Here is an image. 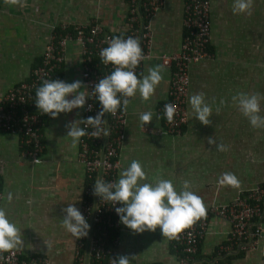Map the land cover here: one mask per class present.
I'll use <instances>...</instances> for the list:
<instances>
[{"label": "crops", "instance_id": "0c3cea01", "mask_svg": "<svg viewBox=\"0 0 264 264\" xmlns=\"http://www.w3.org/2000/svg\"><path fill=\"white\" fill-rule=\"evenodd\" d=\"M182 1L164 0L150 18V57L142 61L138 78L147 75L149 67L161 65L159 55L177 51ZM233 3L209 0L210 56L187 67L185 118L177 134L164 133L161 117L157 120L155 112L165 98L168 67L161 65L163 79L148 101L141 102L139 94L130 98L114 181L132 160H138L148 177L143 182H153L156 177L168 179L180 191L187 180L208 207L228 202L238 189L264 180V128H253L231 99L239 92L264 95V0H254L251 15L233 14ZM125 13V0H24L23 6H9L0 0V94L27 77L53 29L94 21L115 37L122 30ZM63 56L52 79L80 81L79 50L74 41L66 42ZM80 90L84 91L83 87ZM200 92L212 106V123L207 126L194 117L188 103L191 95ZM221 100L225 101L223 106ZM260 107L264 116V100ZM80 110L43 119L42 148L36 163L23 156L16 134L0 131V207L21 231L23 247L19 251L44 255L50 264H70L71 260L74 237L61 226L65 215L62 209L69 204L78 209L85 179L75 159L77 146L71 147L65 125L80 119ZM146 111L153 112V120L143 129L139 115ZM209 137L227 150L216 151V144L208 143ZM225 172L239 179V188L218 185ZM9 192L13 195L11 202L6 199ZM118 222L114 232L118 239L116 259L126 255L130 264H175L177 249L159 227L134 233ZM259 225L262 235L264 217ZM228 229L223 218L208 216L195 259L264 264V235L256 238L252 247L234 251L226 245Z\"/></svg>", "mask_w": 264, "mask_h": 264}, {"label": "built area", "instance_id": "2783aa9c", "mask_svg": "<svg viewBox=\"0 0 264 264\" xmlns=\"http://www.w3.org/2000/svg\"><path fill=\"white\" fill-rule=\"evenodd\" d=\"M163 2L164 0H125L126 13L119 36L125 39L129 36L137 38L144 59L150 57L149 20ZM208 7L209 0H183L179 47L175 52L158 57L160 64L169 68L165 98L155 108V112L161 117L164 133L177 134L184 122L188 65L210 56L207 51ZM111 38L112 34L94 21L67 27L61 25L58 29H53L43 46L38 63L27 77L0 94V131L17 135L23 156L29 157L34 163L39 161L42 148L40 128L48 115L41 114L36 108L35 92L44 80H51L53 71L62 63L64 46L68 41H74L78 46L79 79L84 91L89 93L80 110V119L95 117L101 110L99 101L91 93L95 84L113 71V66L103 65L99 56L100 50L108 46ZM142 61L135 69L137 76L141 71ZM169 103L176 106L171 123L164 118V105ZM124 115L125 112L120 110L116 115L105 113L102 127L109 132L106 137H93L91 133L94 129L91 126L80 125L89 134L80 138L75 153L85 179L78 210L90 228L86 237L73 238L70 264H112V260L116 259L118 239L114 232L119 216L115 208L120 205L106 203L94 195L93 191L97 180L114 182L118 166L117 151L124 137ZM206 208L205 218L184 229L176 238L169 239L177 249L175 264H226L216 260H197L194 257L210 215L219 216L229 224L226 236L229 248L239 251L252 247L256 238L264 235H261L259 225L260 219L264 217V180L250 188L238 189L228 202L210 204ZM3 255L6 259L0 261V264H50L48 258L41 254H23L19 250H13Z\"/></svg>", "mask_w": 264, "mask_h": 264}, {"label": "clouds", "instance_id": "9594fccd", "mask_svg": "<svg viewBox=\"0 0 264 264\" xmlns=\"http://www.w3.org/2000/svg\"><path fill=\"white\" fill-rule=\"evenodd\" d=\"M4 3L9 6H23L24 0H4ZM253 3L254 0H234L233 14L251 15ZM99 56L103 65L113 66V71L100 79L91 93L101 105V110L96 116L77 119L65 125L68 129L66 136L71 138L72 148L78 145L81 137L89 134L85 127H80L81 124L94 129L91 133L93 137L108 136L109 132L102 127L105 123L103 119L105 113L116 115L118 110L126 112L131 102L130 98L137 94L141 102L148 101L163 79L164 69L161 65L149 67L147 75L137 77L135 69L144 59L137 38L129 36L125 39L115 36L108 42L107 47L100 50ZM81 88L82 82L79 80L67 83L59 79H46L36 89L35 106L41 114H47L52 118L58 117L61 113L67 114L73 109L83 108L89 93L81 91ZM69 95L71 99L66 98ZM231 99L233 105L248 119L253 128H264V116L260 115V102L264 100V95L239 92ZM188 103L194 117L202 125L212 123L210 120L212 106L206 102L203 92L191 95ZM224 104L225 101L221 100L220 105ZM175 111V105L170 103L164 105V118L168 123L173 121ZM216 112L219 114L220 107L216 108ZM156 119L159 120L160 116L157 115ZM139 120L140 126L144 129V126L153 120V112L141 113ZM208 143L216 144V151L227 150L225 145L217 144L212 137L208 138ZM147 179V173L141 163L132 160L130 166L120 172L117 181L97 180L93 194L106 203L121 204V207L115 208L119 221L134 233L155 231L159 227L164 237L174 239L184 229L206 217V205L203 199L191 190L192 185L189 181H183L181 190L177 191L171 180L156 177L153 182H143ZM218 185L239 188L240 181L233 173L225 172L219 178ZM6 199L8 202L12 201L11 192L7 194ZM62 211L65 215L61 220V226L75 239L86 237L90 225L81 212L73 204H69ZM22 247L20 229L15 223L10 222L5 209L0 207V261L6 259L3 253L20 250ZM112 264H130V259L126 255H121L113 259Z\"/></svg>", "mask_w": 264, "mask_h": 264}, {"label": "trees", "instance_id": "16d2710c", "mask_svg": "<svg viewBox=\"0 0 264 264\" xmlns=\"http://www.w3.org/2000/svg\"><path fill=\"white\" fill-rule=\"evenodd\" d=\"M114 36H117L116 34ZM51 79H52V76H51Z\"/></svg>", "mask_w": 264, "mask_h": 264}]
</instances>
